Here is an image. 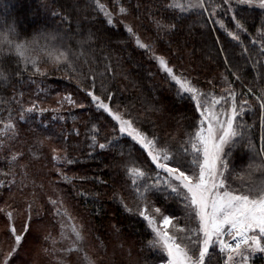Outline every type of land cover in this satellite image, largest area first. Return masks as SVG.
Segmentation results:
<instances>
[{
  "label": "snow or ice",
  "instance_id": "obj_1",
  "mask_svg": "<svg viewBox=\"0 0 264 264\" xmlns=\"http://www.w3.org/2000/svg\"><path fill=\"white\" fill-rule=\"evenodd\" d=\"M154 2L159 16L151 8L148 12L158 36L176 32L180 21L193 13L201 16L206 14V23L210 21L212 25H217L231 41L241 46L243 54L249 51L241 38L246 35L251 46L258 48L257 55L264 57V20L259 27L250 25L255 27L253 35L249 31L248 17L242 14L248 10L264 13V0ZM113 3L116 5L115 13L103 0H92L94 11L102 15L111 27L116 26L117 15L129 14L122 0H113ZM221 15H229L234 27L229 28L219 18ZM51 16L58 17L61 23H67L68 31L71 30L70 16L59 11L51 12ZM39 25L42 26H37L31 36L24 34L22 38L18 22L8 24L0 21V88L12 86L13 80L21 85L26 81L36 84L35 77L49 75L48 70L41 67L42 64H51L57 71L64 69L66 74H71L70 79L76 80L79 90L89 98V104L110 118L114 124L113 133H117L110 139L105 137V142H101V129L92 123L85 132L88 156L92 157L97 150L110 152L116 149L122 138L130 140L133 147H139L144 160L149 164L147 169L131 159V151L126 154L123 148L119 149L121 159L126 155L129 158L121 167L135 197V211L119 193H114L113 198L118 200L127 213L137 216L138 221L145 225V230L151 236L147 247L158 255L159 264H212L214 258L222 260L223 264H254L256 254H264V87H260L264 82V73L257 69L252 86L246 85L240 75L230 70L229 57L224 55L225 66L234 80L222 74L218 82L206 81L211 87L205 91L184 73L177 74L175 67L170 66L164 55L156 54L152 43L142 40L131 25L123 24L135 47L148 54L158 69L166 74L169 83L176 89L177 98L187 100L192 105L193 117L188 125L192 131L186 132L185 139L174 146L171 142H162L154 131L150 133L137 126V120L131 116L128 108L121 109L119 105H113L115 94L104 89L103 83L101 89L106 95L96 94V74L91 68L85 73L83 68V65L89 63L84 49L91 42L93 33L89 32L87 39L78 41V47L73 49L65 42L67 31L51 27L47 20L40 21ZM216 40L219 42V37ZM220 52H224L223 46ZM257 64L260 69H264V62L259 60L252 64L253 69H256ZM107 70H110V66ZM82 81H87L90 87H83ZM235 82H239V90L234 86ZM217 83L223 85L219 93L216 90ZM41 94L46 96L48 90L37 85V97ZM23 95V92L17 95L14 89L9 100L0 99V103L19 106L15 117L14 110L9 107L7 117L0 118V149L8 146L7 142L19 138L18 122L39 118L47 129L49 125L44 123L46 113L54 114L51 117L53 121H65L66 117L60 114L65 105L70 109L86 107L78 103L72 93L60 96L57 108L42 107L38 100L31 101L25 107ZM248 97H252V100ZM256 108L259 109L260 126L258 148L253 142L254 125L244 119ZM72 119L75 122L76 117ZM71 134L78 137L80 131L73 128ZM63 139L66 142L68 135H64ZM171 139L175 140V137ZM38 143L43 145V141ZM240 152L244 154L240 155ZM52 153L53 161L59 165L76 163L75 159L69 158L67 145L63 149L53 148ZM23 155L21 152L13 153L9 162L15 164ZM24 167L20 165L21 169ZM57 172L69 184L77 179L75 176L69 177L60 167ZM96 179L99 183H106ZM10 183L14 184L15 180ZM4 185L5 182L0 180V187ZM152 196L156 200L151 199ZM157 200L166 207L157 206ZM48 203L59 225L60 239H53L51 233L45 235L44 241L50 242L52 246L42 248L41 252L51 255L53 264H66L65 257L72 253L80 254V264H96V260L84 248L83 225L76 222V218L64 206L63 199L49 197ZM177 209L183 212V216L175 215ZM26 212L27 221L18 232L15 227V210L11 206L0 207V214L8 222L6 231L13 240L11 249L3 254L0 264H12L13 259L19 256L23 241L30 234L33 219L31 202L27 204ZM64 241H67L66 247H55ZM261 259H264V255Z\"/></svg>",
  "mask_w": 264,
  "mask_h": 264
},
{
  "label": "trees",
  "instance_id": "obj_2",
  "mask_svg": "<svg viewBox=\"0 0 264 264\" xmlns=\"http://www.w3.org/2000/svg\"><path fill=\"white\" fill-rule=\"evenodd\" d=\"M103 2L116 12L113 0ZM122 2L129 9V14L117 15L115 27L108 26L102 15L94 11L92 0H0V21L8 24L18 22L23 38L24 34L31 36L37 26H42L39 25L40 21L47 20L51 27L67 31L65 42L73 49L78 47V41L87 39L89 32L93 33L91 42L84 49L89 63L83 65V68L85 73L91 68L96 74V94L106 95L101 89L103 83L104 89L115 94L113 105H119L121 109L128 108L131 116L137 120V126L150 133L154 131L162 142H171L174 146L185 139L186 132L192 131L188 127L193 117L192 105L187 100L177 98L176 89L169 83L166 74L158 69L156 62L148 54L135 47L123 24L131 25L142 40L152 43L155 52L164 55L170 66L175 67L177 74L184 73L205 91L211 87L206 81L218 82L222 74L234 80L225 66L224 55L229 57L230 70L240 75L246 85L252 86L257 69L264 73L259 64L256 69L252 67L257 60L264 62V57L257 55L258 48L251 46L249 37H241L244 46L249 49L248 53L243 54L241 46L231 41L217 25H212L210 21L206 23V14L201 16L193 13L180 21L176 32L158 36L148 12L151 8L159 16L154 0ZM215 2L220 3L221 0ZM53 11L70 16V31L67 23H61L58 17L51 16ZM242 14L248 17L249 31L255 35V27L250 25L259 27L264 20V13L248 10ZM219 18L229 28L234 27L229 15H221ZM214 28L217 30L213 31ZM216 37H219V42ZM221 46L224 48L223 53L220 52ZM108 66L110 70H107ZM41 67L46 68L49 75L35 77L36 84L26 81L21 85L13 80L12 86L0 88V99L9 100L15 89L17 95L23 92L22 102L25 107L31 101L38 100L42 107L57 108L59 97L72 93L77 102L86 107L70 109L65 105L60 113L66 117L65 121H53L51 117L54 114L46 113L44 123L49 125L47 129L39 118L17 123L19 138L14 142H7L8 146L0 149V180L5 182L4 187H0V207L11 206L15 210V227L19 232L27 221V204H33L30 234L23 244L29 238L39 246L42 264H53V257L41 252L42 248L52 246L50 242L44 241V236L51 233L53 239H60L59 225L55 222L52 206L48 203L49 197L62 198L64 206L76 218V222L83 225L84 248L96 260V264H157L158 255L147 247L151 236L145 230V225L138 221L137 216L127 213L118 200L113 198L114 193H119L135 211V197L121 167L129 158L126 155L121 159L119 149L123 148L126 154L131 151V159L147 169L149 164L144 160V154L138 146L133 147L130 140L122 138L116 149L110 152L97 150L89 157L85 136L87 127L96 123L101 129L100 140L105 142V137L110 139L117 134L113 133V122L106 114L96 111L89 104V98L79 90L76 80L69 78L71 74H66L64 69L57 71L51 64H42ZM37 85L45 87L48 94L37 97ZM82 86L87 88L90 84L82 81ZM234 86L240 89L239 82H235ZM220 87L223 85L217 83V93ZM260 87H264V82ZM248 98L252 100V97ZM9 107L14 110L13 116H16L18 105L0 103V118L7 117ZM73 117H76L75 122ZM244 119L248 124L254 125L253 142L258 148L259 109L248 113ZM73 128L79 129L80 136L71 134ZM64 135H68L66 142ZM38 141H43V145ZM65 145L69 158L76 160L72 165H59L52 159V149H63ZM17 152L24 155L15 164H11L9 158ZM20 165L25 167L21 169ZM58 167L69 177L75 176L77 179L72 184L65 182L57 172ZM79 177L87 179L81 180ZM96 178L106 183H99ZM12 180H15L14 184L10 183ZM80 193L87 195L82 196ZM150 198L156 200L155 196ZM157 206L166 207L159 200ZM172 207L176 208L175 205ZM37 212L40 213L39 216ZM175 215L183 216V212L177 209ZM7 223L6 217L0 214V226H4V230L0 231V260L13 244L6 231ZM55 247H64V244L57 243ZM75 258L76 264H80V257ZM19 261L24 262L21 249L12 264ZM27 262L26 258L25 264Z\"/></svg>",
  "mask_w": 264,
  "mask_h": 264
},
{
  "label": "rangeland",
  "instance_id": "obj_3",
  "mask_svg": "<svg viewBox=\"0 0 264 264\" xmlns=\"http://www.w3.org/2000/svg\"><path fill=\"white\" fill-rule=\"evenodd\" d=\"M116 19V18H115ZM157 54V53H156ZM159 55V54H157ZM194 226V225H193ZM4 230V226H0V231ZM61 244V243H59ZM64 244V247L67 246V241H64L62 245ZM131 246H132V241H131ZM61 246V245H60ZM264 254L257 253L256 257L254 258V264H264V259H261V256ZM21 257L22 260L24 259V262L19 261L17 264H25V259H28L27 264H42V256L40 255V249L38 245H35L32 243V241L28 238V240L23 244L21 248ZM75 257H80V254L78 253H72L70 255H67L65 257L67 264H76V258ZM75 258V259H74ZM159 264V262L157 263ZM212 264H223V261L214 258L212 261Z\"/></svg>",
  "mask_w": 264,
  "mask_h": 264
}]
</instances>
